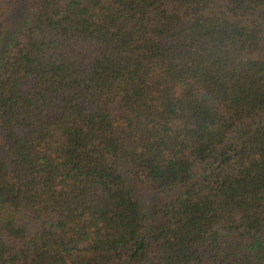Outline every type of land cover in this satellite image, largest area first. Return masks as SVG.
<instances>
[{
    "label": "trees",
    "instance_id": "trees-1",
    "mask_svg": "<svg viewBox=\"0 0 264 264\" xmlns=\"http://www.w3.org/2000/svg\"><path fill=\"white\" fill-rule=\"evenodd\" d=\"M19 1L0 264H264V0Z\"/></svg>",
    "mask_w": 264,
    "mask_h": 264
},
{
    "label": "rangeland",
    "instance_id": "rangeland-1",
    "mask_svg": "<svg viewBox=\"0 0 264 264\" xmlns=\"http://www.w3.org/2000/svg\"><path fill=\"white\" fill-rule=\"evenodd\" d=\"M19 2H22L25 4V0L24 1L20 0ZM24 4H21V5L23 6ZM17 5L18 4H15V6L13 7L11 16L9 18V22L11 24H13V23L15 24V22H17V20H19L21 6H19V5L17 6ZM143 196L145 197L148 204H151L156 199V196L152 192H147V193L143 192Z\"/></svg>",
    "mask_w": 264,
    "mask_h": 264
}]
</instances>
